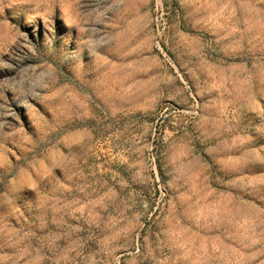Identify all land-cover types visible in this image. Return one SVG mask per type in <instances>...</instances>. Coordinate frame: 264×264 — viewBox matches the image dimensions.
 Here are the masks:
<instances>
[{"label":"rangeland","instance_id":"374dc122","mask_svg":"<svg viewBox=\"0 0 264 264\" xmlns=\"http://www.w3.org/2000/svg\"><path fill=\"white\" fill-rule=\"evenodd\" d=\"M117 3L91 93L37 47L70 9L0 0V264H264V0Z\"/></svg>","mask_w":264,"mask_h":264},{"label":"clouds","instance_id":"9594fccd","mask_svg":"<svg viewBox=\"0 0 264 264\" xmlns=\"http://www.w3.org/2000/svg\"><path fill=\"white\" fill-rule=\"evenodd\" d=\"M36 2L44 6L48 12L57 7L70 9L67 19L69 26H66L65 22L57 17L51 45H46L42 39L37 41L40 56L57 64L70 76L79 66L80 86L83 90L94 93L98 90L97 77L110 66L111 62L120 61L130 55L131 46L121 38L122 29L119 22L108 17L101 18L102 13L97 12V9L101 7L105 12L112 11L119 7V3L117 0H111V2L109 0H36ZM84 24L104 25L101 31L93 30L89 37L90 39L95 38L91 56L82 47L76 31L77 28L82 29ZM109 30H114L111 36L107 35ZM78 49L79 55L73 56L72 53ZM96 59L100 61L98 66L94 62ZM45 115H48V112H45ZM82 116L83 113L70 110L58 111L49 116L51 125L45 123L43 134L37 138L34 145L36 151L42 153L46 148V142L51 138L61 136L69 128L75 126Z\"/></svg>","mask_w":264,"mask_h":264}]
</instances>
